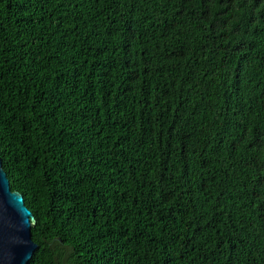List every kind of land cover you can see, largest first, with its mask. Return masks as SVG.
<instances>
[{
	"label": "trees",
	"instance_id": "obj_1",
	"mask_svg": "<svg viewBox=\"0 0 264 264\" xmlns=\"http://www.w3.org/2000/svg\"><path fill=\"white\" fill-rule=\"evenodd\" d=\"M0 162L27 264H264V0H0Z\"/></svg>",
	"mask_w": 264,
	"mask_h": 264
},
{
	"label": "water",
	"instance_id": "obj_2",
	"mask_svg": "<svg viewBox=\"0 0 264 264\" xmlns=\"http://www.w3.org/2000/svg\"><path fill=\"white\" fill-rule=\"evenodd\" d=\"M34 218L22 195L9 189L0 162V264H27L37 245L31 240Z\"/></svg>",
	"mask_w": 264,
	"mask_h": 264
}]
</instances>
